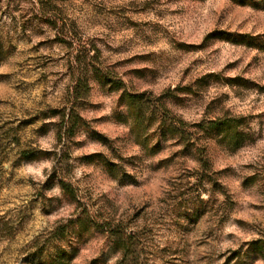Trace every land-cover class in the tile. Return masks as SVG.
<instances>
[{"label": "rangeland", "instance_id": "1", "mask_svg": "<svg viewBox=\"0 0 264 264\" xmlns=\"http://www.w3.org/2000/svg\"><path fill=\"white\" fill-rule=\"evenodd\" d=\"M0 264H264V0H0Z\"/></svg>", "mask_w": 264, "mask_h": 264}, {"label": "trees", "instance_id": "2", "mask_svg": "<svg viewBox=\"0 0 264 264\" xmlns=\"http://www.w3.org/2000/svg\"><path fill=\"white\" fill-rule=\"evenodd\" d=\"M61 120L65 124V127H66V124H67L68 120L65 119V115L64 114H62V119ZM65 130H66V128H63V129L61 127L59 128V130L57 132V139L58 140H61L62 134L65 132ZM30 156H31V152L30 151H25L23 153V157L24 158H30ZM61 188H62V190H64V189L66 190L67 187H66V185L64 183H62L61 184Z\"/></svg>", "mask_w": 264, "mask_h": 264}]
</instances>
